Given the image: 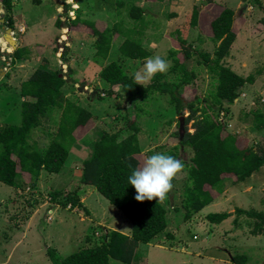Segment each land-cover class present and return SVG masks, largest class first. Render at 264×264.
<instances>
[{"label":"rangeland","instance_id":"obj_1","mask_svg":"<svg viewBox=\"0 0 264 264\" xmlns=\"http://www.w3.org/2000/svg\"><path fill=\"white\" fill-rule=\"evenodd\" d=\"M12 1L13 8L15 5ZM21 1H25L24 11L19 14V18H15L18 20L16 26H19V22L29 25V30L25 33L29 42L31 39L45 43L49 40L47 46L52 48L53 60L61 59L68 64L73 63L72 66L70 64L65 67L67 78H73L71 76L74 74L81 80L77 86L66 83L65 90H69L70 85L74 86L66 96L80 101L82 106V101L85 105L90 102L89 109L95 112V118L75 132L81 137L86 133V129L90 128L93 135L79 142L85 145L82 148L72 145L71 154L59 173H49L44 169L39 178L32 182L29 181L30 176L25 174L23 178L18 179L17 186L0 181V264H53L48 253L49 247L67 256L84 246L103 241L102 232L106 230L105 227L118 229L126 234L132 232V222L124 213L91 186H86L80 192L84 205L90 209V214L72 204H62L65 193L82 186L79 185L78 176L80 163L92 153V144L96 138L99 139L101 130L125 134L129 131L127 115L135 120L138 113L135 103L129 100L128 103L120 98L99 102L95 100L98 94L108 95L106 90L110 88L105 81L103 86L99 84L103 68L117 61L127 73L134 75L137 71H142L145 63V60H135L120 52L125 36L119 32L113 36L107 57H98L95 48L97 36L91 33L92 28L89 25L81 23L80 30L71 31L69 23L73 24L78 17L96 22V26L101 29L110 28L115 22H120V29L127 35L128 28L137 22L131 14L132 7L135 6L136 10L141 8L146 32L140 39L152 52L151 56L159 54L170 62L165 72L166 78L171 80L174 77L169 73L173 64L172 58L169 57L171 51L179 50L178 57L183 58L180 38L194 45L188 64L198 72V78L181 92L183 103L191 100L197 104L198 97L201 96L203 102L212 106L210 113L226 125L225 133L236 134L240 143H246L248 146H258L264 142V129L255 125V114L264 113V23L261 22L264 16V0H214L211 3L203 0H71V4L65 0H57V4L61 3L65 10L61 16L56 14L54 22L58 25L64 22L63 34L66 33L64 37L63 34H58V38L57 32L52 38L49 37L56 31L55 26L46 31H37L49 24L54 0ZM195 6L200 8L197 25L192 23ZM224 7H231L236 11L233 23L236 39L222 62L241 75H252L255 80L242 86L235 101L225 99L216 104L211 100L215 78L208 72L205 64L198 62L201 58L197 52L202 49L209 51L213 56L217 43L210 39V23ZM9 15L12 18L15 16L14 9L7 12L5 0H0V39H5V33L11 27ZM16 34L20 39L22 35L19 30L15 31V37ZM139 37L138 35L137 38ZM5 42L6 46H0V71L4 68L6 70L2 74L5 77L1 75L3 82H0V123L19 124L22 120L19 108L21 109L25 100L19 93V64L24 62L11 55L16 47L7 40ZM41 46L43 45L37 44L34 49L27 47V53L37 56L43 52ZM6 47L13 52L10 54V50H4ZM23 52L25 53L26 49ZM52 63L56 64L55 61ZM16 77L17 81L13 82ZM23 77L25 76L21 78ZM151 81L152 79L143 83L149 84ZM155 95L148 104L142 103L144 112L138 116L141 164L153 151L166 153L172 149L177 152L178 159L184 161V168L174 177L172 188L165 199L160 200L168 210V227L151 243L142 242L131 263L112 257L109 263L239 264L235 257L244 254L247 257L244 264H264V233L253 234L251 230L254 227V219L246 213H237L238 208L264 212V165L243 181L225 180L221 193L216 188H211L212 201L197 211L192 218L186 219L183 203L186 188L191 184L189 165L195 152L182 141L187 131L193 133L196 130L195 118L187 120L190 114L188 108L178 113L169 101V94ZM198 105L202 103L198 102ZM197 114L200 115L198 118L202 117V111ZM51 117L53 121L43 118L42 124L29 133V140L38 143L42 148L48 147L52 142L60 112H52ZM88 140L92 142L90 146H87ZM260 140L263 141L258 143ZM185 161L189 164L186 165ZM208 186L206 185V189ZM56 191L61 193L55 194ZM223 211L229 212L230 216L218 223L209 221L208 214ZM93 230H97L98 236ZM167 232L171 235L168 236ZM89 236L93 241L88 239Z\"/></svg>","mask_w":264,"mask_h":264},{"label":"trees","instance_id":"obj_2","mask_svg":"<svg viewBox=\"0 0 264 264\" xmlns=\"http://www.w3.org/2000/svg\"><path fill=\"white\" fill-rule=\"evenodd\" d=\"M203 1L214 2V0ZM5 2L7 12H11V0H5ZM142 13L141 8L136 10L135 6L132 7L131 14L137 22L128 28L127 35L120 29L122 26L120 22H115L113 26L110 25V28L101 29L96 26V22L78 17L73 24L69 23V27L72 30H80L81 23L89 25L92 28L91 33L97 36L95 48L100 58H105L110 53L113 36L119 32L125 36L120 52L126 57L142 61L152 55L150 49L145 47L140 39L146 32ZM235 15L236 11L233 8L224 7L211 21L210 39L217 43L213 56L206 50L201 49L197 52L198 57L201 58L198 62L205 64L208 72L215 78L211 100L216 104L222 103L225 99L235 101L242 86L253 83L255 80L252 75H241L222 62L236 39L233 29ZM199 16L200 8L195 6L192 15L194 25L198 24ZM8 18L12 27L14 20L10 15ZM261 22L264 23V16ZM138 35L139 38H137ZM180 42L184 51L183 58L178 57L179 50H172L169 55L173 60L169 69V73L174 76L171 80L166 78L167 73H157L149 84H137L133 79L134 75L127 73L117 61L103 68L102 79L110 85V88L106 90L108 95L98 94L95 100L99 102L120 98L127 103L129 100L135 103L138 113L135 120L127 115L129 131L125 134L101 130L99 139L92 144V153L80 163L78 175L80 176L79 185L82 186L65 193L62 204L64 206L72 204L90 214V209L84 205L80 192L86 186H93L132 222V232L126 234L118 229L105 227L106 230H103L101 228L104 242L89 244L67 256L49 247L48 253L53 264H110V257L131 263L142 242L151 243L159 233L167 229L166 205L158 198L151 201L135 200V189L127 181L132 168L141 165L139 155L142 149L138 138L140 131L138 116L144 112V104H148L156 97L155 94H169V101L178 113L188 108L190 114L187 120L195 118L196 130L193 133L187 131L182 141L195 152L189 165L191 184L186 188L183 203L186 219L192 218L197 211L212 201L211 188H216L221 193L225 180L243 181L264 165V142L260 143L263 140L258 142L260 143L258 146H248L246 143L241 144L236 134L225 133L226 125L210 113L212 106L203 102L201 96L198 97V102L202 105L191 100L183 103L184 98L181 97V92L185 87L195 83L198 72L190 68L188 64V60L193 55L194 45L183 38H180ZM23 51L24 49L19 47L14 55L21 57ZM67 82L60 71L52 70L49 66L42 64L28 80L22 83L20 92L25 100L21 104V109L19 108L22 114L21 123H0V181L10 186H17L18 179L23 178L25 174L30 176L29 181L32 182L39 178L44 169L49 173H59L71 154L72 145L92 136L89 134L90 128H87L86 133L81 137L76 134L80 126H86L92 119L94 120L95 112L65 95L63 87ZM54 111L60 112L56 134L54 133L55 136L50 145L42 148L38 143H32L29 140V133L42 124L43 118L53 121L51 113ZM199 111H202L201 118H198ZM255 115L256 127L264 129V113L257 112ZM166 154L178 159L174 149L167 151ZM182 162L184 164V161ZM187 163L185 161L186 165L189 164ZM206 185H209L207 189ZM59 193L61 192H55V194ZM237 213H246L254 219L252 224L254 227L251 230L253 234L264 233L263 211L238 208ZM207 216L210 222L218 223L229 217L230 213L212 212ZM96 231L92 232L98 236ZM167 234L171 235L170 232ZM88 239L91 237L89 236ZM235 260L239 264H244L247 257L244 254H238Z\"/></svg>","mask_w":264,"mask_h":264},{"label":"clouds","instance_id":"obj_3","mask_svg":"<svg viewBox=\"0 0 264 264\" xmlns=\"http://www.w3.org/2000/svg\"><path fill=\"white\" fill-rule=\"evenodd\" d=\"M12 35L15 37L14 34ZM169 64L170 62L159 54L147 57L142 71H137L133 79L137 84H142L152 79L157 73H165ZM183 168V162L170 154L155 152L149 155L140 166L132 168L127 177L128 184L135 189V200L151 201L154 198L164 200L173 186L174 177Z\"/></svg>","mask_w":264,"mask_h":264},{"label":"crops","instance_id":"obj_4","mask_svg":"<svg viewBox=\"0 0 264 264\" xmlns=\"http://www.w3.org/2000/svg\"><path fill=\"white\" fill-rule=\"evenodd\" d=\"M66 2H71V0H65ZM12 3H13V5H15L13 8H12V10L14 9V15L15 16H13V19H14V23H13V31H12V33H14L15 34V31L17 32L18 30H19V32L21 33V38L19 39V37L17 36V34H16V48L14 49V50H16L19 46H20V48L22 47L23 49H26V52L24 53H22V56L21 57H16L15 55H14V52L13 51H11V49L9 48V47H6L7 49H4V50H10V51H8L10 54H11V52H13L11 55L14 57V58H17V60L18 59H21V61L20 62H24V63H20L19 64V89L21 90V86H22V83L24 82V81H26V80H28L33 74H34V72L36 71V69L39 67V66H41L42 64H46L47 66H49L52 70H58V71H60L63 75H64V78L65 79H67V81L68 82H73L72 84H75L74 86H77L78 85V83L80 82V80H81V78L77 75V76H75L74 74L72 75V74H70V76L71 77H73V78H67V75H66V68L67 67H69L70 66V64H71V66H72V62L70 63V64H68V62H64L63 60H61V59H55V60H53V52H52V48H50V47H48L47 46V42L49 41H47L46 43L45 42H39V41H35V39H31V42H29L28 41V39H27V37L25 36V33L27 32V30H29V25L28 24H26V23H24V22H19L18 23V25L19 26H16V22L18 21H16L15 20V18H19V14L20 13H23V11H24V5H25V1H21V0H13L12 1ZM63 10H65V7L60 3V4H57V0H54V2H52V5H51V11H52V16L50 17V19H49V24H47V25H44V26H42V27H40L37 31H46V30H48V29H52V27L53 26H55L56 27V31H54L53 33H51V35L49 36L50 38H52L53 37V34L54 33H56V37L58 38V34L61 36L63 33H64V31H65V24H64V22L63 23H61L60 22V24L58 25V23H55L54 21H55V17H56V14H60V16L64 13V11ZM66 11H67V9H66ZM1 14H2V11H1ZM61 20L63 21V18L61 17ZM57 24V25H56ZM59 27V28H58ZM14 29H15V31H14ZM36 31V32H37ZM71 31H77V30H71ZM35 33V32H34ZM69 33H72V32H70L69 31ZM66 34V33H65ZM65 34H63V37L65 36ZM5 38V37H4ZM5 39H0V46H2L1 48H3V46H6V43H5ZM33 41V42H32ZM4 45H3V44ZM49 43H50V41H49ZM83 43H84V41H83ZM37 44H42L43 46H41L42 47V50H43V52L41 53L40 52V54H37V56L36 55H33L32 53H27V51H29L28 50V48L30 49V48H33L34 49V47H35V45L37 46ZM19 45V46H18ZM26 46V47H25ZM29 46H31V47H29ZM50 46V45H49ZM28 47V48H27ZM39 50H40V47L38 48ZM30 52H31V50H30ZM10 54H8V55H10ZM59 54V53H58ZM5 56H7V54H5ZM70 60V59H69ZM68 60V61H69ZM53 61H55L56 62V64L54 65L52 62ZM66 67V68H65ZM7 68V67H6ZM5 69V68H4ZM4 69H2L1 71H0V76L2 75V74H4V72L6 71V70H4ZM32 74V75H31ZM28 75H31L29 78L27 77ZM3 77H5V75H2ZM0 77V82H3L2 81V79L1 78H3V77ZM22 76H25V77H23V78H21ZM28 78V79H27ZM17 79H18V77H16L15 78V80L13 81V82H16L17 81ZM102 79V78H101ZM104 82V80L102 79V80H100V82H99V84H101L102 86H103V83ZM71 84V83H70ZM74 86H72V85H70L69 87H70V89L69 90H65L64 89V87H63V91H64V93H65V95H67L68 93H71V88L72 87H74ZM91 88H92V86H90ZM19 93H21V92H19ZM80 102V101H79ZM82 103L84 104V106L85 107H87L88 109H89V107L91 106L90 105V102L88 103V105H85V103H84V101H82ZM91 111H93V110H91ZM20 112V111H19ZM20 118V117H19ZM95 128H96V126H95ZM94 130V129H93ZM91 132H92V130H90ZM89 133L90 135H93L92 133ZM88 134V135H89ZM94 138H96L95 136H93ZM83 140V139H82ZM82 140H79V141H77L76 143H75V145L77 146V147H79V148H82V147H84L85 145H82V144H79V142L80 141H82ZM97 140V138L94 140V142ZM87 146H90L91 145V140H88L87 142ZM79 176V175H78ZM252 176V175H251ZM80 177V176H79ZM92 188H94L93 186H91ZM95 189V188H94ZM128 231H129V229H128ZM130 234V233H129Z\"/></svg>","mask_w":264,"mask_h":264},{"label":"water","instance_id":"obj_5","mask_svg":"<svg viewBox=\"0 0 264 264\" xmlns=\"http://www.w3.org/2000/svg\"><path fill=\"white\" fill-rule=\"evenodd\" d=\"M5 39L14 47L16 46L17 40L15 39V37H13L11 28L7 29V32L5 33Z\"/></svg>","mask_w":264,"mask_h":264},{"label":"bare ground","instance_id":"obj_6","mask_svg":"<svg viewBox=\"0 0 264 264\" xmlns=\"http://www.w3.org/2000/svg\"><path fill=\"white\" fill-rule=\"evenodd\" d=\"M9 37H11V36H9ZM6 43V42H5ZM4 45V44H3Z\"/></svg>","mask_w":264,"mask_h":264}]
</instances>
